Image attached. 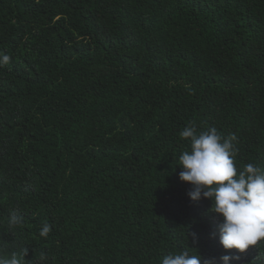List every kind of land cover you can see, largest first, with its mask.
Listing matches in <instances>:
<instances>
[{"label": "trees", "instance_id": "obj_1", "mask_svg": "<svg viewBox=\"0 0 264 264\" xmlns=\"http://www.w3.org/2000/svg\"><path fill=\"white\" fill-rule=\"evenodd\" d=\"M0 53V257L264 264L179 179L189 124L264 170V0H0Z\"/></svg>", "mask_w": 264, "mask_h": 264}, {"label": "clouds", "instance_id": "obj_2", "mask_svg": "<svg viewBox=\"0 0 264 264\" xmlns=\"http://www.w3.org/2000/svg\"><path fill=\"white\" fill-rule=\"evenodd\" d=\"M10 59L8 54L0 53V65L7 64ZM180 136L188 140V147L179 155V179L192 186L187 193L192 201L210 200L211 211L221 217L218 238L225 252L235 249L244 253L249 246L264 240V170L253 163L244 165L243 169L236 167L238 149L233 143L234 134L224 138L215 127L198 132L194 124H189ZM21 222L22 217L13 211L9 225ZM51 230L52 226L44 223L39 235L46 238ZM26 254L25 249L24 256ZM44 258L42 254L41 259ZM201 259L198 252L190 254L184 250L162 256L160 264H201ZM219 259L221 264H231L238 256L224 254ZM0 264L21 262L12 254L10 258L0 257Z\"/></svg>", "mask_w": 264, "mask_h": 264}]
</instances>
